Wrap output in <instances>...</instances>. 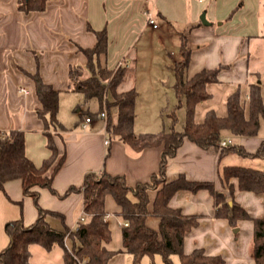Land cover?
Here are the masks:
<instances>
[{"label": "crops", "instance_id": "crops-1", "mask_svg": "<svg viewBox=\"0 0 264 264\" xmlns=\"http://www.w3.org/2000/svg\"><path fill=\"white\" fill-rule=\"evenodd\" d=\"M145 10L155 18L156 29L148 25L143 15ZM202 14L207 25L200 22ZM90 29L106 32V51L98 57L100 67L109 70L119 66L125 68L117 92L132 88L136 90L135 133L165 131L156 120L163 111L164 101L170 103V111L176 106L172 66L180 59L179 47L183 35L191 50L186 68L188 78L202 69L224 67L218 73L219 82L207 86L211 95L209 99L212 98L211 90H223L222 95L226 99L239 88L247 106L248 85L264 82L260 76L264 57L260 54L259 58L257 50L260 44V53L264 52V0H49L43 11L29 13L17 9V0H0V131H22L25 154L39 167L49 152L45 146L44 124L36 115L39 104L29 76L38 73L45 84L59 92L57 120L62 130H50L52 134L59 135V138L54 136V141L59 150L63 148L65 155L64 164L54 175L51 184L58 196H62L70 187H80L84 174L92 171L122 176L131 187L136 183L148 182L158 171L162 151L161 146L134 151L106 134L104 119L94 118L86 129L80 128L88 110V107H84L87 103L83 100L84 105H80L78 97L69 99L66 96L79 94L72 90L71 81L89 76L87 59L81 49H90L96 42ZM166 55L174 58L169 60ZM145 57L156 59L157 65L151 69L153 75L140 79L139 74L135 77L134 70ZM72 69H76V72L70 79L69 70ZM156 71H159L158 74ZM210 86L215 87L209 89ZM21 88L27 94L21 93ZM63 100V104L69 107L75 103L74 113L66 124L59 118ZM262 100L264 103L263 92ZM172 101H175L174 106ZM204 102L195 108L196 122H201L204 113L210 109L219 116L224 115L205 106L201 120H198V108ZM115 112L114 109V115ZM222 139L242 147L247 153H255L264 141V120H260L258 133L254 137H235L223 131ZM106 140L108 144H104ZM231 166L263 170L264 161L235 153L221 155L220 150L212 147L203 149L184 139L175 155L166 161L165 179L168 183L183 176L189 182H208L215 191L229 198V188L222 181V173L224 168ZM229 183L233 188V201L244 209L249 218L239 220L235 227L216 214V211L220 214L222 208L214 204L206 190L179 191L170 198L168 206L178 209L182 215L197 218L196 227L184 234V253L202 249L208 256L221 257L222 264H255L250 256L252 221L263 215V198L260 194L239 191L235 178ZM36 191L41 209L63 216V223L55 216L46 217L52 228L61 230L67 227L73 230L76 227L83 211L82 195L71 193L60 199L46 189L38 188ZM155 195L154 190L148 192L149 212L152 211ZM104 210L111 234L110 242L105 247L110 251H119V223L122 220L118 216L119 207L110 196L105 198ZM36 217L33 201L23 195L20 180L5 182L3 190H0V250L8 243L4 232L6 222L21 218L24 226H30ZM145 224L150 229L158 230L159 219L150 215ZM37 246H29L30 263L51 264L48 260L43 262L40 256L34 261V254L43 255ZM45 251L53 252L56 263L63 264L61 247L55 245ZM175 259L179 264L177 256L172 258L173 264ZM160 260L156 255L143 256L139 264H162ZM108 264H131V256L117 253Z\"/></svg>", "mask_w": 264, "mask_h": 264}, {"label": "trees", "instance_id": "trees-1", "mask_svg": "<svg viewBox=\"0 0 264 264\" xmlns=\"http://www.w3.org/2000/svg\"><path fill=\"white\" fill-rule=\"evenodd\" d=\"M49 0H17V9L24 13L43 11ZM91 30V29H90ZM96 38L90 49H81L85 55L86 70L89 76L80 81H71L73 91L81 93L84 103L95 100L97 110L85 111L94 119L99 114H105V132L128 145L134 151L150 147H162L157 173L148 182L128 186L122 176H112L105 171L87 172L84 174L80 187H70L62 196H58L52 188V179L65 161L63 148L55 144L50 130H62L57 120L59 92L45 84L38 73L30 75L39 107L36 115L44 124L46 149L49 156L39 167L25 154L24 133L18 130L0 131V190L7 181L20 180L22 193L32 199L37 211V217L30 226H24L21 218L5 223L4 232L8 238L7 245L0 250V264H31L29 261V246L37 244L45 250L57 245L63 250V264H74V261L63 247V238L68 235L72 251L78 257L87 256L89 264H108L117 253H127L131 256V264H139L143 256L158 255L162 264H173L172 258L178 257L179 264H222L219 256H208L202 249H194L190 253L183 252V237L186 232L196 227L197 218L182 215L178 209L168 206L170 198L179 191L197 192L206 190L220 205L222 212L216 214L226 219L231 227L239 220L249 219L242 207L232 199V178L237 180L239 191L260 194L263 198V215L254 219L250 256L255 264H264V169L256 170L237 166L226 167L222 173V181L228 186L230 197L214 190L208 182H189L183 176L166 182L165 166L168 158L175 155L184 139L198 147L220 150L221 155L235 153L241 157L257 158L264 161V141L255 153H247L238 145L220 146L222 132L228 131L235 137H254L257 135L260 120H264V103L262 100L263 83L254 82L248 85L247 106L241 101L240 89L237 88L225 99V114L217 115L213 110L204 113L201 122H196L195 108L199 103L208 100L211 95L207 86L218 83V73L224 68L202 69L191 77H187L186 68L189 62L190 48L185 35L180 39V59L172 66L173 91L176 106L168 113L171 127L168 131L155 133H135L134 103L136 90L134 88L117 92L125 68L119 66L109 70L101 68L98 57L106 51L107 37L105 30L93 31ZM76 70V69H75ZM69 70L70 79L76 72ZM110 96V99H107ZM184 103L185 117L181 130H175L177 121L176 109ZM116 110L115 115L113 110ZM63 145V142H62ZM48 190L52 195L64 199L71 193L82 195V210L86 221L79 224L75 231L63 227L54 229L46 220L47 216H55L63 223V216L45 211L38 204L36 189ZM156 191L152 211L149 212L148 192ZM110 196L119 207L118 216L126 223L121 226V249L110 251L105 245L110 242L111 234L108 224L103 220L105 215L104 201ZM231 205H228V201ZM154 216L159 219L158 230L146 226V218Z\"/></svg>", "mask_w": 264, "mask_h": 264}, {"label": "rangeland", "instance_id": "rangeland-1", "mask_svg": "<svg viewBox=\"0 0 264 264\" xmlns=\"http://www.w3.org/2000/svg\"><path fill=\"white\" fill-rule=\"evenodd\" d=\"M258 39H263V38L259 37ZM257 50H259V58H261V55H263V57H264V52L260 53V51H262L260 44L257 46ZM166 57L169 60L174 58V56L170 57L168 55H166ZM155 60H152V59L149 60V59H147V57L142 59V62H140L137 65L136 69L134 70L135 77H136V75L139 74L140 79H142V78L150 76V74L153 75L154 72H152L151 69L153 70V68L156 67V65H157ZM261 60H263V59H261ZM143 61H144V63H143ZM260 70H261V75L260 76H261V78L264 81V60H263V63L260 65ZM140 72H142L143 75ZM158 72L159 71H156L157 74H158ZM164 78L166 79L167 76H164ZM78 81H80V80H78ZM213 87H215V86H210L209 89H214ZM211 92H212V98L207 100V101H205L202 104L203 106H200L198 108V113L200 114V117L198 118V120H201V113H202V110L204 109L205 106H209V108H214L219 114H222V115L225 114V97H224V95H222L223 94V90H213V91L211 90ZM262 92H263V95H264V87L262 88ZM66 97H68L69 99L78 97L80 99V101H79L80 103L79 104L80 105H84V103H83L84 98H83V95L81 93H79V94H69V96H66ZM241 101L246 106V102H245V98L244 97H241ZM64 102L65 101L63 100L62 104H61V108H60V111H59V118L61 120H63L64 124H66V123H68L70 121V118L72 117V115L74 113L73 112V108L75 106V103H73L72 107H69L68 104L67 105L63 104ZM174 103H175V101L174 102L172 101V103H171L172 106H174ZM168 104L170 105V103H167L166 101H164V105H163L164 107H163V111H162L160 117L157 120L154 119V120H156L158 122V125H160V128L162 130H165V131H168L169 128H170V126H169V122L170 121H169V118L167 116V113H169V111H170V107H169ZM84 107L85 108L88 107V111L94 112V111L97 110V103H96L95 100H90V101H88L87 105H85ZM176 117H177V121H176V123L174 125V129L175 130H181L183 122H184V117H185V108H184V103L183 102H182V105H180V107H178L176 109ZM97 120H101V118H98ZM54 132H56V131H54ZM68 244H69V242H68ZM37 249H39L38 251H40L41 254L43 253V255H45V257L43 255L38 254V253L36 255L34 254V261H37L39 259V256H40L42 258L43 262H46V260H48V261L51 262V264H57L56 263L57 261H56L55 257H53V255H54L53 252L47 253L45 250H43L39 246H37ZM156 257H157V259H160L159 256L156 255ZM174 262H175V264H177V259H175Z\"/></svg>", "mask_w": 264, "mask_h": 264}, {"label": "built area", "instance_id": "built-area-1", "mask_svg": "<svg viewBox=\"0 0 264 264\" xmlns=\"http://www.w3.org/2000/svg\"><path fill=\"white\" fill-rule=\"evenodd\" d=\"M144 17L146 18V21L148 23V25H150V27H152L153 29L157 28V23L155 18L153 17L152 13L148 10H145L143 12ZM20 92L23 94H27V91L24 88L20 89ZM97 118H101L105 120V114L101 113L99 114V116ZM92 121V118H90L89 116H85L83 121L80 123V128L81 129H86L87 125ZM104 144H108V140H106L104 142ZM231 144V142L229 140H224L222 139L220 141V146L224 147L226 145ZM103 220L106 221V215L103 216ZM86 221V215L84 214V212L82 211V214L79 216L77 223H76V227L71 230V231H75L79 224L84 223ZM120 226H125L126 223L125 222H120L119 223ZM63 247L64 249L67 251V253L70 255V257L72 258V260L74 261V264H89V260L87 256H82L81 258L78 257L77 255H75V253L72 251L70 245L68 244V235H65L63 238Z\"/></svg>", "mask_w": 264, "mask_h": 264}, {"label": "water", "instance_id": "water-1", "mask_svg": "<svg viewBox=\"0 0 264 264\" xmlns=\"http://www.w3.org/2000/svg\"><path fill=\"white\" fill-rule=\"evenodd\" d=\"M200 22L203 24V25H207L208 23L206 22V20H205V18H204V14H202L201 16H200ZM228 205H231V202L229 201L228 202Z\"/></svg>", "mask_w": 264, "mask_h": 264}]
</instances>
